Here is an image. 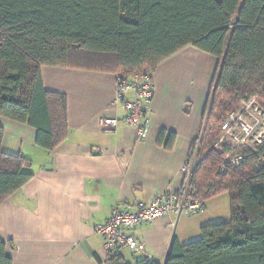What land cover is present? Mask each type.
Instances as JSON below:
<instances>
[{"label":"trees","instance_id":"16d2710c","mask_svg":"<svg viewBox=\"0 0 264 264\" xmlns=\"http://www.w3.org/2000/svg\"><path fill=\"white\" fill-rule=\"evenodd\" d=\"M188 47L219 61L203 116L215 90L201 142L208 154L190 186L204 203L229 194L231 220L205 225L187 245L173 241L164 263L135 264H264V145L222 176V156L209 151L214 122L252 98L264 110V0H0V116L34 128L51 152L67 140L68 100L45 89L43 67L153 75ZM4 135L0 126V206L33 179L31 161L3 151ZM175 138L162 131L159 141L171 149ZM13 248L0 241V264H13Z\"/></svg>","mask_w":264,"mask_h":264},{"label":"crops","instance_id":"0c3cea01","mask_svg":"<svg viewBox=\"0 0 264 264\" xmlns=\"http://www.w3.org/2000/svg\"><path fill=\"white\" fill-rule=\"evenodd\" d=\"M219 61L188 47L165 60L153 74L151 130L139 141L131 127H103L101 119H123L114 107L117 74L43 67L45 89L68 100L67 140L49 152L36 144L37 131L0 116L2 149L32 163L33 179L0 206V241L11 242L13 264H106L104 239L95 232L115 208L135 211L158 194L178 191L186 181L192 146L200 139L204 111ZM128 99L132 100L130 94ZM162 131L174 133L171 149ZM167 138V137H166ZM231 220L229 194L209 200L195 216H170L132 230L148 258L164 263L173 241L201 238L205 225Z\"/></svg>","mask_w":264,"mask_h":264},{"label":"built area","instance_id":"2783aa9c","mask_svg":"<svg viewBox=\"0 0 264 264\" xmlns=\"http://www.w3.org/2000/svg\"><path fill=\"white\" fill-rule=\"evenodd\" d=\"M153 75L136 73L132 77L117 75L114 107L121 106L126 116L123 119L103 118V127L116 128L125 124L137 133L139 141H145L151 130V101L153 98ZM132 94L133 99H128ZM264 122V110L257 98L243 101L229 113L220 126V135L212 149L222 156L219 175H225L228 168L240 166L248 151L258 152L264 145V131L257 132ZM191 164L185 167L186 181L178 191L158 194L149 203H137L135 211L115 208L111 217L95 227V232L105 241L108 257H121L122 251L132 257L147 256L146 245L138 240L132 230L143 224H150L170 216H195L205 210L206 203L195 196L190 182L193 177Z\"/></svg>","mask_w":264,"mask_h":264},{"label":"rangeland","instance_id":"374dc122","mask_svg":"<svg viewBox=\"0 0 264 264\" xmlns=\"http://www.w3.org/2000/svg\"><path fill=\"white\" fill-rule=\"evenodd\" d=\"M214 95H215V90H213V94L211 96V100H210V104H209V107H208V111H207V114H206V119H205V125L203 127V132H202V135L199 139V142L198 144L196 145V149H195V152L193 153V156H192V159H191V167L193 168L194 172H193V175L194 173L196 172V169L198 167V165L200 164L201 160L208 154L207 150L205 149V146H204V143L202 144V140L204 138V135L206 133V126H207V123H208V120H209V117H210V114H211V109H212V105H213V100H214ZM225 113H218L217 116L218 118L219 117H225ZM221 120H219L218 122H214L213 125L211 126L212 130H211V133H214L215 134V138L216 140L218 139L219 135H220V124H221ZM264 131V122L263 124L261 123V125L258 127L257 129V132H263ZM214 145V144H213ZM212 149V147L209 149V151ZM218 174V172H217Z\"/></svg>","mask_w":264,"mask_h":264}]
</instances>
